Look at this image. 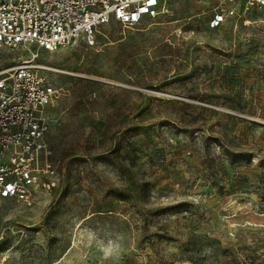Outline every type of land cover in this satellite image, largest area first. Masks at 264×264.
<instances>
[{"label": "rangeland", "instance_id": "rangeland-1", "mask_svg": "<svg viewBox=\"0 0 264 264\" xmlns=\"http://www.w3.org/2000/svg\"><path fill=\"white\" fill-rule=\"evenodd\" d=\"M220 2L32 48L60 94L54 173L0 200V264H264V10L210 29ZM31 57L2 49L0 72Z\"/></svg>", "mask_w": 264, "mask_h": 264}, {"label": "built area", "instance_id": "built-area-1", "mask_svg": "<svg viewBox=\"0 0 264 264\" xmlns=\"http://www.w3.org/2000/svg\"><path fill=\"white\" fill-rule=\"evenodd\" d=\"M182 0H1L0 50L23 48L32 57L0 72V200L31 203L44 174L50 107L59 92L37 64L32 48L56 52L97 43L98 29L112 21L134 25L167 11ZM238 4V5H237ZM264 10V0H221L208 21L218 29L238 15L241 7ZM10 229L0 223V241Z\"/></svg>", "mask_w": 264, "mask_h": 264}]
</instances>
